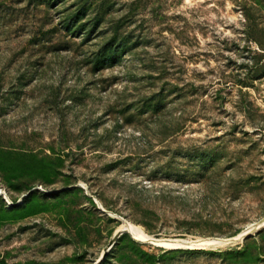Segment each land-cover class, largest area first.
<instances>
[{"label":"rangeland","instance_id":"1","mask_svg":"<svg viewBox=\"0 0 264 264\" xmlns=\"http://www.w3.org/2000/svg\"><path fill=\"white\" fill-rule=\"evenodd\" d=\"M0 190V264H264V0H0Z\"/></svg>","mask_w":264,"mask_h":264},{"label":"bare ground","instance_id":"2","mask_svg":"<svg viewBox=\"0 0 264 264\" xmlns=\"http://www.w3.org/2000/svg\"><path fill=\"white\" fill-rule=\"evenodd\" d=\"M261 223H264V219L261 220ZM255 225L248 227L246 230H244L242 233L237 235V239L239 241L243 242L244 237L247 234H250L252 232V229ZM122 231H128L133 236L139 237L144 239L146 242L153 243L158 246H163L165 248H174V249H183V248H190V249H213V248H220L225 246L226 244L234 242V238L230 239H219V238H207V239H197L192 241H171V242H164L160 240L159 238L152 236L145 232V230L137 224L131 223L126 219L122 220V225L119 227L117 233L115 234L114 238L120 234ZM258 231V230H256ZM255 231V232H256ZM113 238L112 242L109 244L108 249H111L112 244L114 243L115 239ZM179 247V248H176ZM181 247V248H180ZM183 247V248H182Z\"/></svg>","mask_w":264,"mask_h":264},{"label":"trees","instance_id":"3","mask_svg":"<svg viewBox=\"0 0 264 264\" xmlns=\"http://www.w3.org/2000/svg\"><path fill=\"white\" fill-rule=\"evenodd\" d=\"M109 59L110 58H108V60ZM209 162L211 163L210 166H213L214 163H215L214 160H212V159H210ZM260 233H258V234H260ZM250 237L251 236L246 238V243H245L243 248L234 249V250L225 252L226 255H228L227 258L230 259V260H236V261L237 260H245V261H249V262L250 261H254V262L257 261L259 259V257L257 256V257H255V259H253L254 258V256H253L254 253L252 252V250L250 248V245H249V242L247 241ZM258 246H259V250L261 251L263 245H261V243H260ZM171 250H183V249H171ZM186 250H189V249H186ZM260 254H263V253L260 252L258 255H260Z\"/></svg>","mask_w":264,"mask_h":264},{"label":"water","instance_id":"4","mask_svg":"<svg viewBox=\"0 0 264 264\" xmlns=\"http://www.w3.org/2000/svg\"><path fill=\"white\" fill-rule=\"evenodd\" d=\"M250 235H252V233H250V234H247L245 237H244V239L243 240H245L247 237H249ZM119 237V236H118ZM117 237V238H118ZM117 238L115 239V241H114V243L112 244V246L111 247H113L114 246V244L116 243V240H117ZM230 238H232V237H230ZM230 238H227V239H230Z\"/></svg>","mask_w":264,"mask_h":264},{"label":"built area","instance_id":"5","mask_svg":"<svg viewBox=\"0 0 264 264\" xmlns=\"http://www.w3.org/2000/svg\"><path fill=\"white\" fill-rule=\"evenodd\" d=\"M5 193L2 191V190H0V196H3Z\"/></svg>","mask_w":264,"mask_h":264}]
</instances>
